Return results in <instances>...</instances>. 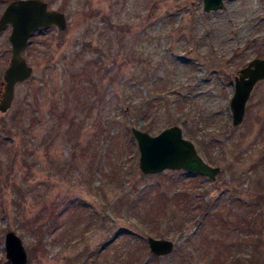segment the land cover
<instances>
[{"label": "rangeland", "instance_id": "374dc122", "mask_svg": "<svg viewBox=\"0 0 264 264\" xmlns=\"http://www.w3.org/2000/svg\"><path fill=\"white\" fill-rule=\"evenodd\" d=\"M10 1L0 0V15ZM44 1L67 26L31 36L32 75L0 112V264H11L9 230L32 248L27 264H127L133 254L135 264H264V81L239 125L230 110L240 69L264 57V0H223L208 12L204 0ZM10 30L0 31V93ZM87 68L101 78L94 88ZM174 124L220 167L214 182L141 173L131 127L155 135ZM153 182L211 205L208 215L194 208L197 221L180 231L164 222L156 236L175 249L157 257L147 230L160 226L159 209L148 197L134 214L127 205Z\"/></svg>", "mask_w": 264, "mask_h": 264}, {"label": "water", "instance_id": "95a60500", "mask_svg": "<svg viewBox=\"0 0 264 264\" xmlns=\"http://www.w3.org/2000/svg\"><path fill=\"white\" fill-rule=\"evenodd\" d=\"M222 3V0H204V9L215 10ZM8 25L11 26L8 36L11 54L3 73L0 112H5L10 107L15 86L32 75L33 69L23 55L32 34L51 26L63 30L67 26V20L63 12L48 8V3L44 0H13L7 3L0 15V31ZM262 79L264 58H255L240 70L230 101L234 125L243 120L250 93L254 85ZM131 131L140 152L139 168L144 174L160 173L165 169H184L188 173L200 174L214 180L220 171L219 167H213L203 160L194 144L183 137V131L178 125L167 127L156 135L136 127H132ZM148 244L150 251L156 255H165L173 250V242L167 239L148 237ZM4 245L5 257L11 264H27L26 250L14 231L5 233Z\"/></svg>", "mask_w": 264, "mask_h": 264}, {"label": "trees", "instance_id": "16d2710c", "mask_svg": "<svg viewBox=\"0 0 264 264\" xmlns=\"http://www.w3.org/2000/svg\"><path fill=\"white\" fill-rule=\"evenodd\" d=\"M257 56L261 57L262 55L257 54ZM95 64H96V61H95ZM96 72L97 71H94L93 68L91 70H89L88 68L80 70V73L83 74V77L87 78V80L90 81L91 87L93 86V88L96 86V84L98 82L100 83V79H101V78H99L98 79L99 81H97V82L95 81L94 78L96 76H98L97 74H95ZM85 91H88V90H85ZM72 93L75 94V96H76L75 91L72 90ZM79 101L86 104L87 102L88 103L92 102V98L87 99L85 102V100L83 98L79 97ZM77 105H78V103H77ZM65 114L67 115V112ZM32 116H33V113H32ZM183 122L186 124L185 121H183ZM70 125H71V121H70ZM72 126H73V124H72ZM72 126H71V129L73 128ZM2 129H3V131H5L4 128H2ZM4 134L5 133L0 131V145H4V137H5ZM8 134L9 135L11 134L10 130H8ZM204 137L206 138V140L203 143H204V145H206V144L208 145L207 139H209V137H208V135H205ZM207 156H208V160L212 162L213 157L209 153L207 154ZM165 174H167L166 178H167L168 183H170V185L176 184L177 182L184 180L183 173H181V172H167ZM193 178H195V176H193ZM141 190H142V193H138L136 196H134L131 199V202L127 201V205H129V203H130L132 207L136 208L137 206H141L143 203L149 201L148 199H150L152 206L159 209V213L154 219L161 221V224L158 228L153 227L152 230H150V231L147 230V232L149 234H153V235L155 234V235L163 236V232L166 228L164 225H162V224H164V222H166L168 224V227L171 226V227L175 228L176 226H178V228H180L179 229V231H180V230H182V226L188 220L193 219L194 221H197L195 218L196 213L197 214L199 213V215H206V214L208 215L211 211L210 203L209 202H202V198H199V197L195 198L194 195H192V194L190 195L188 193H186V194L185 193H183V194H179V193L169 194V192H167V190L161 189L158 182H153L151 184L145 185V187H143ZM149 191H152L153 193L150 192L152 194L148 195ZM125 196H126V200L131 198L129 193H126ZM146 197H148V199H146ZM258 198H259V202H264V194L258 195ZM195 199L198 200L197 206L192 205V201ZM194 208H198L199 211H196V213H193L195 211ZM156 212L157 211H154V215ZM151 214H152V212H151ZM250 223H251L250 226H253V222L250 221ZM185 239L187 241L189 240L187 238H185ZM191 241H193V240H191ZM191 241H189V242H191ZM27 253H28V258L30 260L33 256V250L31 247L27 248ZM136 258H138L137 254L130 255L127 264H135ZM237 264H254V263H253L252 259L251 260L247 259V261H244L243 263L240 259H238Z\"/></svg>", "mask_w": 264, "mask_h": 264}]
</instances>
